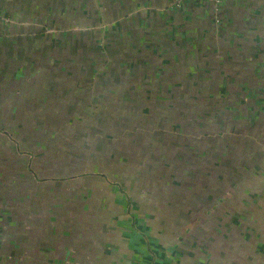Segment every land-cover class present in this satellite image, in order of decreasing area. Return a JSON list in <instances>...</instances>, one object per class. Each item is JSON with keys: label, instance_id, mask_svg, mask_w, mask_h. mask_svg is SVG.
<instances>
[{"label": "crops", "instance_id": "1", "mask_svg": "<svg viewBox=\"0 0 264 264\" xmlns=\"http://www.w3.org/2000/svg\"><path fill=\"white\" fill-rule=\"evenodd\" d=\"M86 1L76 25L110 22L108 33L97 28L62 36L60 46L68 45L62 60L44 57L37 67L42 50L36 19L29 14L7 25L3 19L5 12L30 8L0 0V264H264V0ZM70 43L77 49L68 52ZM160 105L208 108L206 118L194 119L203 117L211 124L208 132L218 134L207 149H191L192 141L185 142L189 150L172 146L179 161L204 164L196 171L199 182L175 172L182 161L164 164L166 170L174 164L170 181L189 192L168 190L174 185L168 179L160 194L142 186L133 195L131 171L123 181L105 174L87 178L83 168L62 173L56 170L62 160L47 141L40 148L21 144L16 133L20 123L54 116L77 126L99 122L83 106L111 107L109 112L115 106L109 123L123 124ZM149 118L157 119L155 113ZM175 128L173 145L182 143L180 135L198 133ZM28 131L24 124L21 132ZM160 138L169 145L170 136ZM148 142L142 140L151 150ZM214 146L219 160L210 158ZM197 183L206 196L203 211L195 205ZM148 216L190 220L171 229L157 222L140 227L137 219ZM95 218L117 220L120 227ZM130 218L133 226H123Z\"/></svg>", "mask_w": 264, "mask_h": 264}, {"label": "rangeland", "instance_id": "2", "mask_svg": "<svg viewBox=\"0 0 264 264\" xmlns=\"http://www.w3.org/2000/svg\"><path fill=\"white\" fill-rule=\"evenodd\" d=\"M73 1L74 0H20V4L22 3L28 6L30 8V11H19L13 14H11L10 12H5V16L3 19L6 25L11 24L15 20V18L22 19L27 17L29 14L31 15V19L32 17L36 19L37 30L41 29L38 30V38L41 39V41H38L40 42V47L42 50L40 56H38V60L36 61L37 67L44 65V57L48 58L50 62L52 61V63H57L62 60V55L66 51L68 46H60L59 40L62 38V36H74L76 34L96 32L95 30L98 31L99 28H101V31H103L102 33L107 34L108 29L111 28L112 23L110 22H104L103 24H106L105 27L76 25V20H78L80 15L85 10L87 1L81 0L77 5ZM34 2L36 4V10L32 11V3ZM100 13L101 12H99V14ZM65 21H68V25L63 26L62 24H64ZM80 47H78L79 50ZM75 49H77L76 43H70L68 52H72ZM44 50H46L47 52H45ZM187 62L188 60L182 59L183 65H187ZM184 102L188 101L186 100ZM162 106L164 105L152 107L150 111H148L147 108H143L145 111H141L140 114L144 115L145 117H139L138 120L134 123L130 121L127 116L122 115L125 119L127 118V122L123 124H115L112 122L109 123L107 113L109 112V109H111V107L83 106L82 111H84V114H87L91 118L98 117L99 122L95 121L96 123H94L91 120L80 122V124L78 125V129V126L74 122V120H71V123H67L63 121L62 118L64 117L60 118L58 116H54L51 117L52 121H38L35 124L24 123L27 128L30 127V131H28L30 132L29 134L28 132H21L24 124L20 123L19 126H17L18 129H16V133L17 137L19 135L22 138L20 140L21 144H23V142L25 141H29L33 145L36 142L35 146H37V148H40V146L42 147L44 145V141H47V145L45 147L48 146V148H51V153L55 157H58L62 160V164L56 169L57 171H62V173H74L75 171H77L76 169L83 168L85 170L87 178H92L93 174H99V176L103 178L101 174H105L108 177L117 179L118 181H123L124 178L129 176V173L131 171L133 174H135V177H133V179H128L127 181L132 185L134 184L132 188L133 195H137V190H141L142 186H145L146 189H156V191L157 189H159V191H157L159 193L156 194H160L163 191V187H165L164 185H168L170 184V182L172 183V181H170V177L172 175V172L170 170L172 169L174 164L172 165V167H168L171 168L170 170H166L164 164L168 160L171 161L172 159L175 160L176 164L179 161L177 156L174 157L173 155V153L176 151V148H172V146L183 148V150H189L185 142L192 141L191 145H188L191 149H195L201 146H203L204 149H207V142L211 141V135H213L214 145H216V143H218L217 141H219V139L217 138L218 134H211L210 132H208L210 130L211 124L203 121V117L206 118L205 110H208V108L201 106L188 107L187 105L177 107ZM72 109H78V107H70V110ZM119 109L121 110L122 108L119 107ZM162 109L163 113H160V116L156 117V115H159L158 112L162 111ZM102 111H104V114L101 113ZM114 111H116L115 106ZM124 112L125 111H122V114H124ZM154 113L155 118L157 119L149 118L148 122L145 121ZM178 114L180 115L179 118H181V121L176 122V118L175 120H173V118L175 116H178ZM196 114H199L203 117L201 118L198 116L196 119H194ZM55 117H58L59 119L55 120ZM64 124L68 126L67 129ZM178 125H180V130H196L198 133L196 135H189L188 133L180 135L182 143L173 145V139L171 137H173L172 133L174 129V133H177L175 127ZM87 126L89 131H87ZM213 126H216V124H214ZM81 128L84 129L83 132ZM161 136H170L171 141L169 145H166L167 139L165 138L164 144L163 141L159 142L161 140ZM142 140L151 141V143H148L152 144L154 147H152L151 150H147L146 143H142ZM11 141L13 140L11 139ZM20 142L18 143L20 144ZM217 147L214 146L211 148L212 154L210 153V158H212V156H216L219 160L221 153L219 151V148ZM142 148H145V150H143ZM82 153H85V158L81 156ZM201 154H203V151L200 152L199 156ZM87 155L90 156V159L86 160ZM7 156L9 157L8 161H12L11 157L9 155ZM204 157H206V155ZM15 158L16 157L14 156V159ZM182 159L185 158L182 157ZM182 159L180 160L182 161L180 163V167H178L175 172L180 173L181 176L185 174V176L182 177L183 181L188 182L189 178H191L192 181H198L199 175L196 171H198L200 167H204V164L201 165L202 159L197 160L194 163L191 162L193 165H188L187 162H184ZM190 160L192 159L190 158ZM211 160L212 159H210V161ZM176 164L175 167L177 166ZM195 167L197 168L196 170ZM194 176H196L195 179ZM168 179L170 182H167ZM178 182L179 181H173L172 184L174 185H168L167 189L176 190L180 193H183L185 191L189 192L187 187H180V183ZM135 184H137V186H135ZM104 191L107 192L105 189ZM203 192V186L200 183H197V199L195 205L201 211H203V209L205 208L204 205L206 202V196ZM138 195H140V193ZM184 195L187 194L184 193ZM138 200L142 201L143 199ZM149 202L154 206L152 208L150 207L152 211H154V208L159 205L156 199H153V201ZM91 204H93V202ZM98 205L100 206L102 204L98 203ZM168 205L171 206V204ZM178 205L179 204H176V206ZM104 206L105 205H103L102 210L104 209ZM186 207L185 205L183 206V208ZM95 208L96 211L99 210L97 204ZM141 210H144V208L141 207ZM114 214L115 211H113V215ZM151 214L153 213L151 212ZM155 214H157V212ZM96 219L97 218L94 219L95 222H97V224L100 222V225L102 226L104 223L105 226H107V222H109L110 227H120L117 223V220ZM138 219V225L143 228H145V224L151 227L154 226V224H156L157 222L158 227L166 226L170 229L177 226H182L190 220H175L173 218L152 219L150 216H148L147 219ZM114 221H116L117 224H113L112 222ZM125 221L126 222H123V226H133V220L131 218L126 219ZM165 239L167 240V236L164 237V240Z\"/></svg>", "mask_w": 264, "mask_h": 264}]
</instances>
